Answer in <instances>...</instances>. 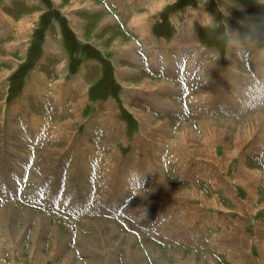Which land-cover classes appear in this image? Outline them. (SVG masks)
<instances>
[{
    "label": "rangeland",
    "instance_id": "rangeland-1",
    "mask_svg": "<svg viewBox=\"0 0 264 264\" xmlns=\"http://www.w3.org/2000/svg\"><path fill=\"white\" fill-rule=\"evenodd\" d=\"M129 2L130 0L123 9H121L123 1L122 5L119 1L116 3L122 11L119 12L121 16L132 18L129 19V22H132L130 30L127 29L130 34L136 36L137 34L131 31V28L136 30L144 24L150 31L148 33L152 31L151 35L161 40L158 44L150 43L145 49L149 56L155 55L151 60L153 65L155 62H160L161 52L166 61L165 65L170 67L172 72H176L181 63L191 61L197 47L205 46L198 51V57H194L195 60L201 59L205 62L199 67L200 75L197 78H201V81L198 83V88L195 91L189 90L187 82L180 88L178 95L180 101L177 100L183 105L182 109L185 112H182L183 116L174 111L175 96L169 98V93H163L166 88L175 89L174 84L168 82H172L169 76L158 75L156 78L146 75L140 82L127 85L140 87L137 88L138 93L143 98L137 92L136 97L132 93L133 98L123 96L122 99V95L117 98V94L120 95L121 91L120 84L124 86V83L129 84L122 80L120 74L131 69L120 66L117 72L113 70V63L126 64V60H114L111 57L112 53L108 54L106 44L100 41L104 40L105 43L108 37L105 16L93 19L95 26L100 25L99 33L94 35L92 33L95 26L85 20V17L81 21L86 23L80 24L79 29L85 30L87 34L80 38L86 41L90 38H92L91 41L94 38L100 39H98L100 43L91 42V45L88 44V47H85L80 41L83 39L76 40L74 33L78 28L76 21L72 16L70 21L68 19L70 14L64 10L65 7L77 6V0H6V2L3 0L5 14L13 17L14 21L19 20L20 27L22 26V33L14 39V42L10 40V37L13 38L10 32L3 37V40H10L16 46L15 50H12L11 44L12 51L8 53L19 55L17 59L21 61L9 76L6 75L9 80L0 87V118L2 109L5 107L4 115H11V119L6 122L12 123L16 129L13 132V138H10L16 143L14 144L16 161L11 164V169H16L17 179L11 182L12 186L19 189V178L28 174L27 169H30L33 163L35 172L33 167L32 171L35 176L36 172H39L41 176L39 181L44 177L46 181L47 175L56 173L60 175L59 182L64 175V164L66 162L69 165L72 164V172H66L70 174L71 182L82 190L80 198L74 203L75 212L81 215L89 209V194H93L95 190L92 189V183L95 184L93 177L96 173L94 165L102 161V165L98 167L103 175L102 193L111 199V207H103L100 214L94 213L76 222L77 220L70 218V214L60 211L57 203L52 205L54 211L41 207V192L38 190H34L35 198L39 197L36 205L19 200L17 191L9 200L0 198V264H105V260L111 264H177V260L168 255L166 250H179L178 246L186 249L188 254H195L194 257L191 256L193 257L191 262L186 260V254H182V264L192 262L212 264L213 260L210 257H205L202 261L201 255L207 254H212L215 264H239V258L248 261L247 239L252 229L255 241L256 236H259L261 244L264 245V175H262L264 173L262 161L264 118L262 120L258 114L250 117V119L257 118L255 122H246L244 118L247 114L243 117L245 110L253 107V98L257 99L254 93L264 92V5L258 3V0H141V3L140 0H131ZM75 11L76 16H82L84 13ZM7 14L4 21L9 18ZM108 17L111 18V16ZM115 19L118 18L115 16ZM125 20L128 19L125 18ZM57 29L62 33L61 39L63 38L66 46L70 48L68 58L65 59V67L61 70L66 84L69 83L70 78H75L74 73L78 69L79 59L81 64L83 63V66L80 64V70L87 81L85 80L83 85H79L81 83L79 81L78 86L85 91L82 90L78 94L75 93V88H70L68 94L66 92L68 88L62 83L50 84L51 79L56 75L52 74L50 66L47 68L49 64L47 60L53 58H45L48 51L43 53V48L47 31L49 38H56L60 36L57 35ZM121 34L123 37H128L124 32ZM190 34L194 37L193 43L195 40L201 42H196L194 51L182 49V45L188 40ZM61 45L62 41L56 44L58 49ZM48 47L51 54L65 58V54L61 56V52L54 49L51 39H48ZM128 53L133 54L128 65L139 66L137 63L139 55L134 51ZM91 56L95 57L96 63L89 58ZM8 57L11 58V56ZM41 57L45 59L43 72L46 71L48 75L46 78L42 76L39 82L34 84L35 86L30 87V82L27 84L24 82L27 70L34 63H38L37 60ZM206 59L211 60L210 64ZM235 61L239 63L237 66L234 64ZM162 68L163 66L160 67L161 72ZM113 72L115 76L117 74L119 82L115 79ZM3 73H0V76L5 75L7 69ZM15 76H21V81L12 82L11 79ZM145 80L148 81L145 82ZM25 84L23 100L20 101L28 107L30 126L23 128L17 107L19 102L15 97ZM145 84L147 86L142 87ZM53 86H57L55 89L62 94L63 101L59 99L56 101L54 97L48 96L56 95ZM141 88L147 91L157 90L156 95H152L151 92L148 94ZM109 89L110 93L108 92V95L103 98L102 94ZM238 91L242 92V95H238L236 93ZM202 92L210 96L202 95ZM186 97H190L194 102L203 98L198 102L209 103L211 108H217V104L221 101L222 104L226 102L227 107L222 105L221 108L209 112L208 116L211 115V119L206 120L204 122L206 126L202 127L200 126L201 115L194 120L189 115L184 101ZM236 97L238 105L234 106L233 99ZM107 98L111 100L109 103ZM211 98L212 101H208ZM151 100L155 101L154 105L157 104L160 107L151 105L153 103ZM162 100L163 102H160ZM163 105L165 110L161 112ZM12 106L16 114L12 112ZM176 109H179V105H176ZM179 111L181 112V109ZM140 112L149 114L141 117L138 115ZM215 113L219 115L216 116ZM228 114L234 117H224ZM241 118L244 122L237 121ZM186 120L193 123L190 128L195 134L187 136L189 137L187 142L192 149L196 150L194 156L185 151L186 142L183 139L178 141L176 138L186 133L183 132V123ZM239 123H245L240 131L237 129L238 126L241 127ZM49 126H52V129H49ZM114 126L117 127L114 128ZM166 127H168L167 130ZM136 129H140L138 134ZM46 131L47 147L46 151L44 150L46 158L43 160L40 155L43 148H39L41 145L38 144V140L42 139ZM178 131L182 132L179 134ZM212 132L219 135L217 140H212V136L210 139ZM228 137L231 139L229 140ZM240 137H245V141L237 151L235 144ZM225 144H230L227 151ZM39 155L40 159H38ZM105 157H108L109 161L102 168ZM235 159L238 160L237 163ZM242 161L244 166L250 169L249 171H253L258 178L250 180L247 185L250 186L249 188H244L243 184L237 181L238 178L241 179L239 166ZM78 168L81 170V175ZM182 171H185V174L189 172L193 176L191 180H185L190 177L183 179ZM221 171L232 178L240 189L237 192L240 201L244 200L245 203L241 204L231 197L224 199V194L217 195L212 192L213 189L205 180H199L208 176L207 173H210L211 179L217 177ZM144 175L148 177L146 180ZM244 177L246 181L249 180L247 174H244ZM126 178L128 181L122 184ZM165 178L172 184L169 185L172 192L163 196L158 192V187L160 188V183ZM54 181L51 180L50 183ZM176 181L196 185L198 190H201L200 186L206 191L208 197H216L218 202H210L206 206L198 197L185 198L183 192L179 193ZM151 182L152 186L140 192L134 199L133 191L141 188L142 185L145 186L144 183ZM252 183H255L254 186ZM180 189L188 191L181 187ZM111 191L114 199L111 198ZM58 195L61 199V192H58ZM179 200L183 201L180 204L185 207H176ZM146 201L148 202L145 203ZM165 203L168 207H163ZM125 204L129 206L123 207ZM123 208H125L124 211H122ZM106 209L107 212H104ZM28 211L34 214L30 216L27 214ZM182 212L187 217L182 215ZM213 212L219 213L220 216L217 217L216 213L213 216ZM141 214L144 217L140 219ZM130 219L131 221L135 219L134 222L142 229V232L132 229ZM162 219L168 221L165 229L159 225ZM174 219L176 220L174 224L180 228L181 234L178 233L185 235L188 231L190 238L184 239L182 236V239L176 237L168 240V237L162 236L165 231L172 233L173 227L169 225L171 224L169 220ZM179 219H181V226H179ZM214 220L216 226L211 224ZM189 228L192 233L189 232ZM153 229L156 230L153 231ZM160 231L163 232L162 235ZM147 238L153 242L150 241L148 244ZM211 242L212 246L209 245ZM154 243L163 248H160L162 253L157 255L154 252L152 248L153 245L156 246ZM255 250L259 258L256 245ZM238 252H242L244 257L237 256ZM165 253L164 262L156 258L161 254L165 256ZM262 254L264 263V252ZM188 259L191 260L190 257Z\"/></svg>",
    "mask_w": 264,
    "mask_h": 264
},
{
    "label": "crops",
    "instance_id": "crops-1",
    "mask_svg": "<svg viewBox=\"0 0 264 264\" xmlns=\"http://www.w3.org/2000/svg\"><path fill=\"white\" fill-rule=\"evenodd\" d=\"M117 1H119V3L121 2V5H122V1H123V5L121 6V9H123V7H124V5L126 4V3H128V1L129 0H77V6H75V7H69V8H67V7H65L66 9H64L67 13H69L70 14V16L68 17V19H70V17L72 16V18H74V21H76V23H77V27L78 28H76V32L74 31V33H75V35H76V40L78 41V40H80V39H83V38H80L81 36H84L85 34H87L86 32H84L85 30H83V29H79L80 28V24H84V23H86V21H84V23H81V21L84 19V17H85V20H88L89 21V23L91 22V25H93V26H95L94 24H93V19H97V18H99V17H102V15L103 16H105L106 17V23H107V28H106V30H108L107 32H106V34H107V39H106V41H105V43H104V40H100L99 38H94L93 39V41H91V39L92 38H90L89 40H85V39H83V40H80L81 42H83V43H81L82 45H85V47H88V44L89 45H91V42H95V43H97V42H99L100 43V41L103 43V44H106V47H107V52H108V54H109V52H111L112 53V58L114 59V60H120V59H123V60H126V64H116V63H113L112 64V61L110 60V58H109V61H110V63L112 64V67H113V70L114 71H116L117 72V70H118V68L120 67V66H124V67H127L128 69H131V70H129V71H124V72H122L121 74H120V76H121V78H122V80L124 81V82H128L129 84H126V83H124L125 84V86L124 85H122V84H120V86H121V91H120V95L119 94H117V98L118 97H121V95H122V99H123V96H128V97H130V98H133V96H132V93L134 94V97H136V96H138V95H136V92L138 93V89L137 88H140V87H134V86H127V85H133L134 83H138V81L140 82V80H142L143 79V76H146V75H149V76H153V77H156V78H158V75L159 76H166V75H163L162 73H165V74H168V76H170L171 78H172V82H170V81H168L169 83H171V84H174V86H175V89H173V90H168V88H166V90L165 91H163V93L164 92H167V93H169L170 95L168 96L169 98L171 97V96H175V98H173L174 100H176V103H175V109H174V111L176 112V113H178V115H180V116H183L182 114L183 113H185L184 112V109H182L183 108V105L182 104H180V99L178 98V95H179V93H180V88L182 87V86H184V83H186L187 82V79L186 78H188V77H190V76H192V70L193 69H199V67H201V63H205L204 61H202L201 59H198V60H195V56H197L198 57V51H200V49H204L205 48V46H203V45H200L201 47H197L196 48V42L198 43L199 41L198 40H195L194 41V43H193V41L192 40H194V37L190 34V37L188 38V40H186V42L182 45V49H184V50H187V51H194V49H195V53L194 54H192V59H191V61H188V62H184V63H181V65H179L177 68L178 69H176L177 71L175 72V71H173L172 72V70H171V68L170 67H168V66H166L165 65V60L164 61H162L161 62V60H162V58H163V56H162V53L160 52V62H155V64L153 65L152 63L150 64V67L151 68H154L155 70H157V71H152L150 68H149V65L147 64V62H146V60H145V58H146V48H147V46L150 44V43H152V42H155V43H159V42H161V40L160 39H156V38H154L152 35H151V33H152V31H151V33H148V32H150L149 31V29L148 28H146L145 26H144V24H142V26H139V28H137L136 30L134 29V28H131V31H133L134 33H136L137 35L135 36V35H133V34H130V32L128 31V30H130L129 29V27H131V25H132V22L130 23L129 22V19H132V18H129V16H121V14H119V12H122L121 11V9H120V7L118 6L119 4L118 3H116ZM5 2H6V0H5ZM103 2V3H102ZM130 2H131V0H130ZM129 2V3H130ZM140 3H141V0H140ZM179 4V3H178ZM94 6H96V8H94ZM75 10H78V11H82V12H84L83 14H82V16L80 15V16H76L75 14H76V11ZM62 11V10H61ZM63 12V11H62ZM64 13V12H63ZM7 14V13H6ZM6 14H5V10H4V6H3V0H1V2H0V68H1V72L0 73H2V74H4L3 72L4 71H6V69H7V73L5 74V75H3V76H0V87H3L4 86V82H7L9 79H7L6 77L7 76H9L10 74H11V72H12V70H14L18 65H19V63L21 62V61H19V59H17L18 57H19V55H11L10 53H8V52H11L12 50H15V48H16V46L14 45V44H12V41L14 42V39H16V37H18L22 32V30H21V27H20V24H19V20H17V21H14V19H13V17H9V15H8V19H6V21H4V17L6 16ZM65 14V13H64ZM112 14H114L118 19H115V16L114 15H112ZM126 15V14H125ZM131 15V14H130ZM108 16H111V18L110 17H108ZM125 18H127L128 20L126 21L125 20ZM70 21H71V19H70ZM89 23H88V25H89ZM122 24H125L124 26L122 25ZM21 25H22V23H21ZM6 26H7V28H6ZM17 27H19L18 29V33H17ZM86 27H88V26H86ZM190 27V26H189ZM128 29V30H127ZM180 28L178 27V31H180L179 30ZM99 30H100V25H97V26H95V28L93 29V35L94 34H97V33H99ZM189 30V29H188ZM190 31V30H189ZM9 32H10V35L11 36H13V38L12 37H10V40H12V41H10V40H3L4 38L3 37H5L4 35H7V34H9ZM122 32H124L128 37H123L122 36ZM144 32V33H143ZM190 32H192V31H190ZM189 32V33H190ZM67 33V32H66ZM48 34H49V32L47 31V35L45 36V41H44V48H43V53H45V51L47 50L48 52H47V56L45 57V58H49V57H52L53 59H48L47 60V62L49 63L48 64V66H47V68L50 66L51 67V70H52V74H54V75H56L54 78H52L51 79V83L50 84H54V83H62L63 85H65L66 86V88H68L67 90H66V92L69 94V89L70 88H75L76 89V92L75 93H77L78 94V92H80V91H82L83 89L81 88V87H79L78 86V83H79V81L81 82V83H79V85L81 84V85H83L87 80L85 79V76H83L84 74H83V72H81V70H80V67L81 66H83V63L81 64V60L79 59V66H77V70L75 71L76 73H74L75 74V78H70V80H69V85L68 84H66L65 83V81H64V76H63V74H62V72H61V70L65 67V65H64V63H65V59L66 58H68V51L70 50V48H68L67 46H66V44L64 43L65 41H64V39L62 38L61 39V34L62 33H60L59 32V29H57V35H60L59 37H56V38H49L48 37ZM186 34V33H185ZM184 37V36H183ZM66 38H68L67 36H66ZM80 38V39H79ZM48 39H51V41L54 43V49L57 51H59V52H61V56L62 55H64L65 54V58H63V57H58V56H56V55H53V54H51V50H49V47H48ZM100 41H99V40ZM62 41V45H61V47L58 49V47L56 46V44L58 43V42H60L61 43V41ZM179 40V39H178ZM9 41V42H8ZM7 43H10V44H7ZM85 43V44H84ZM199 43H201V42H199ZM11 44H12V50H10L11 49ZM95 45V44H94ZM95 46H97V45H95ZM158 46V45H157ZM8 47V48H7ZM158 47H160V46H158ZM158 47L156 48V50L158 49ZM96 48H98V46L96 47ZM99 48H101L100 46H99ZM102 49V48H101ZM152 49H155V48H152ZM129 51H134L135 53H137L138 55H139V60H138V64H139V66L138 65H136L135 67H134V64L131 66V65H128V63H130L129 61H131L132 60V57H133V54H130V53H128ZM148 51V50H147ZM103 54H104V52H103ZM8 56H11V58L10 57H8ZM18 56V57H17ZM155 56V55H154ZM154 56H151L152 57V59L154 58ZM78 56H76V58H77ZM190 57V56H189ZM197 57H196V59H197ZM89 58H92V60H93V62L94 63H96L97 62V60L95 59V57H93V56H91V57H89ZM157 58V57H156ZM21 59V58H20ZM136 60H137V58H135ZM206 61L207 62H209V64H210V62H211V60H209V59H206ZM238 61V60H237ZM237 61H235V65L237 66L239 63L237 62ZM37 62L38 63H34V65L31 67V68H29V70H27V73H26V78L24 79V82H26V84L28 83V82H30V87H32V86H35L34 84L35 83H37V82H39V80L42 78V76H43V78H46V76L48 75V73H46V71L45 72H43V70H45L44 68H43V66H45V59H43L42 57L41 58H39L38 60H37ZM43 62V63H42ZM123 62H125V61H123ZM232 62H234V61H232ZM227 63V62H226ZM80 64H81V66H80ZM132 64V63H131ZM208 64V65H209ZM233 64V63H232ZM190 65H191V68H189L190 67ZM111 66V65H110ZM140 66H142V67H144V69H142ZM161 66H163V68H162V73H161V70H160V67ZM35 69H38L39 71L38 72H36V70ZM196 72H198V71H196ZM183 73V74H182ZM74 74H71V75H74ZM113 75H114V77H115V79L116 80H118L117 78L118 77H116L117 76V74H116V76H115V72H113L112 73ZM185 74H187L188 75V77H187V75H185ZM7 75V76H6ZM200 75V74H199ZM133 77H134V79H133ZM14 78V77H13ZM18 78V79H17ZM21 76H15V78L14 79H11L12 80V82L14 81H21ZM72 80H76L75 82H73ZM86 80V81H85ZM118 82H119V80H118ZM144 82V81H143ZM207 82H209V80L207 81ZM47 83H49L48 82V78H47ZM130 83H132V84H130ZM204 83H205V81H204ZM26 84L22 87V88H20V91H19V94L15 97V99L17 98L18 99V102H19V106H17L18 107V109H19V111H20V113H19V116H21V122H22V126H23V128H24V126H30V124H29V116H28V113H29V111H28V107H27V105H25V103H23L22 101H20V100H23V92L25 91V87H26ZM77 85V86H74V85ZM54 87V88H53ZM52 88L55 90L54 92H55V94L56 95H48L49 97H54L55 98V100L57 101V99H59V100H64L63 98L64 97H62V94H60V93H58V91L55 89V88H57V86H53ZM143 87V86H142ZM132 89H134V91L132 90ZM141 89H144V88H141ZM163 89V88H162ZM178 89H179V91H178ZM145 90V89H144ZM83 91H85V90H83ZM148 94H150V92H151V94L152 95H156V93L155 92H157V90L155 91V90H153V89H151L150 91H147V90H145ZM154 91V92H153ZM51 92V91H50ZM61 92V91H60ZM239 92V93H238ZM238 92H236L238 95H242V92L240 93V91H238ZM22 93V95H20ZM204 92H202L201 94L202 95H207V96H210L208 93H205V94H203ZM6 94H7V92H6ZM80 94V93H79ZM139 94V93H138ZM119 95V96H118ZM5 96V95H4ZM77 96H79V95H77ZM77 96H76V98H77ZM139 96L141 97V98H143L140 94H139ZM222 97V96H221ZM82 98V97H81ZM104 98V97H103ZM152 98H154L153 96H152ZM177 99H179V101L177 100ZM228 99V96H227V98H226V100ZM128 100H129V98H128ZM200 100H203V98L202 99H198L197 101H195V102H198V101H200ZM204 100H206V99H204ZM212 101V98L211 99H209L208 101ZM234 100V102H233V105L234 106H237L238 104H237V97L236 98H234L233 99ZM73 101V100H72ZM109 101H111L110 99H108L107 98V102L109 103ZM151 101L153 102V103H151ZM150 101V103H151V105H154V103H155V101L154 100H151ZM160 102H163V100L162 101H160ZM69 103V102H68ZM130 103V102H129ZM165 103V102H164ZM20 104H22V105H20ZM57 104H58V102H57ZM219 104L220 105H222V101L221 102H219ZM176 105L178 106L179 105V109H181V112L179 111V109H176ZM154 106H158V107H160V105H154ZM164 106V105H163ZM194 106H195V109H194V113L196 114L195 116H194V118L193 119H196L197 118V116H199V115H201L200 116V119H201V121H200V126H206L205 124H204V122L206 121V120H209V119H211L210 118V116H208L209 115V112H213V111H215L217 108H214V107H212V109L210 110V111H208L207 110V108H206V106L205 105H203L204 106V109H200L201 107H200V103H195L194 104ZM212 106V105H211ZM223 106L226 108L227 107V103L225 102V103H223ZM246 106V105H245ZM132 107V106H131ZM147 107V106H146ZM133 109H137L136 107H132ZM253 107H251L250 109H246L245 110V112H244V115H243V117H245V114H247L246 115V118H244L245 120H247L246 122H248L249 121V119H250V117L251 116H254V115H258V114H260L262 111H264V108H260V109H257V110H251ZM167 109V108H166ZM4 110H5V107H3V109H2V116H1V118H0V170H2V168L4 167V165H10V164H13L16 160L14 159V156H15V154H16V149H15V145L14 144H16L15 143V141H11L10 140V138L12 139L13 138V132L16 130V129H14V127H13V124L12 123H10V122H6L7 120H9V119H11L10 118V116L11 115H8V114H6V115H4ZM164 110H165V106L164 107H162V109H161V111H163L164 112ZM168 110V109H167ZM18 111V112H19ZM12 112L14 113V114H16L15 113V111H14V108H13V106H12ZM58 112H60V108L58 107ZM183 112V113H182ZM264 113V112H263ZM147 114H149V113H147ZM152 114V113H151ZM215 115L216 116H218L219 115V113H215ZM238 116V115H237ZM224 117H234V116H232V115H224ZM186 118V117H185ZM184 118V119H185ZM214 119V118H213ZM215 120V119H214ZM232 121V120H231ZM237 121H239V122H244L243 121V118H241V119H237ZM48 124H50V123H48ZM113 124H114V122H113ZM237 124V123H236ZM243 124H245V123H243ZM242 123H239L238 125H241V127L240 126H238V130L240 131L241 129H243L244 127L243 126H245V125H243ZM192 125H193V123L189 120H186L184 123H183V129L184 130H191L192 128H190V127H192ZM53 126V125H52ZM52 126H49V129H52ZM199 126V127H200ZM117 126H114V128H116ZM181 127V126H180ZM201 128V127H200ZM49 129H48V131H49ZM137 130V134L140 132V129H136ZM5 134H7L6 136H5ZM140 136V135H139ZM38 144L39 145H41L39 148H43V151L40 153V155H41V157H42V159L44 160L45 158H46V155H45V151H46V147H47V131H46V133H45V135L42 137V139L41 140H38ZM173 146H175V144L173 145ZM45 150V151H44ZM37 154V153H36ZM40 155H39V157H38V159H40L41 157H40ZM109 161V158L108 157H105V160H103V166H102V168L103 167H105V164L107 163ZM236 163L238 162V160L237 159H235L234 160ZM262 161H263V165H264V154H263V158H262ZM178 162L180 163V161L178 160ZM86 163V162H85ZM85 163H82V164H85ZM261 164V163H260ZM94 165V164H93ZM99 165L101 166L102 165V161H98V163H97V165L95 164L94 166H95V169H96V172H97V170H98V167H99ZM78 170H79V168H78ZM250 170V169H249ZM81 170H79V173H80V175H81V172H80ZM85 171V170H84ZM85 173V172H84ZM183 173H185V171H182V174ZM239 173H240V177H241V179H237V181H238V183H242L243 184V186H244V188H249L250 186H247L249 183H250V180H247L246 181V179H245V177H244V172H240L239 171ZM95 175H96V173H95ZM94 175V177L93 178H96V176ZM101 175H102V172H101ZM207 175L208 176H206L205 178H202V179H199L200 181H202V180H205V182L207 183V184H209L210 186H211V188L213 189V191L212 192H215L217 195L219 194V193H221L222 195L224 194V199H226V198H230L231 197V199H233V200H237L238 202H240L241 204H243V203H245L244 202V200H242V202L240 201V199H239V197H238V195H237V192L240 190L238 187H237V185L232 181V178L229 176V175H227L226 173H224V172H220V174H219V176H217V177H214V178H209V176H210V173H207ZM152 176H154V175H152ZM158 177V176H157ZM198 176H196V178H197ZM148 177L147 176H145L144 175V180H146ZM183 178V177H182ZM168 179H170L169 177H168ZM183 179H185V178H183ZM172 181H173V179H171ZM185 180H191V178H189V179H185ZM128 181V178H126V180L122 183V184H124L125 182H127ZM175 181V180H174ZM255 182V181H254ZM176 187L177 188H179V187H181L182 189H184V190H192V188H194V185H187V184H183V183H180V182H178V181H176ZM183 185V186H182ZM243 186H242V188H243ZM254 186V185H253ZM92 189L94 190V188H95V184H93L92 183ZM199 188L201 189V191H203V193L207 196V193H206V191H204V190H202V187H200L199 186ZM92 190V191H93ZM138 190V189H137ZM133 191V193L135 192V195H134V199H136L137 197H138V191ZM211 192V193H212ZM254 192V191H253ZM253 192H251V194H253ZM132 193V194H133ZM131 194V195H132ZM158 195H157V199H158ZM185 198H186V196H184ZM207 198H208V200L209 199H211L210 197H208L207 196ZM253 198H254V196H253ZM132 199H133V196H132ZM165 202V201H164ZM180 202H183L182 200H179V204H176V207L177 206H179V207H185L183 204H180ZM214 202H218V200H214ZM143 205V204H142ZM129 205H127L126 206V204L125 205H123V207H128ZM144 206V205H143ZM163 207H168L167 206V204L165 203V204H163ZM243 207H245V206H243ZM215 213L216 212H213L212 214H213V216L215 215ZM221 214H223V213H221ZM182 215H184V216H186L183 212H182ZM216 215H217V217H219L220 216V214L219 213H216ZM187 217V216H186ZM213 219V218H212ZM175 220V219H174ZM174 220H169L170 222H171V224H169L170 226H172L173 228H172V233L170 234V231H165V230H162L163 232L165 231V233L163 234V232H161L160 234L162 235V236H164V237H168V240H172V239H175L177 236H176V233H175V231H177V232H179L180 231V228H177V224H174V222H176V220L174 221ZM190 220V222H191V219H189ZM180 221V224H179V226H181V219H179L178 220V222ZM161 223H163V225H164V227H162L163 229H165L166 228V223L168 222V221H166V220H164V219H162L161 221H160ZM177 222V223H178ZM211 224H212V226L213 225H215L216 226V222H215V220L213 221V222H211ZM211 226V227H212ZM151 228H154V227H151ZM215 228V227H214ZM217 228V227H216ZM155 229H153V231H154ZM189 232L190 233H192L191 232V230H190V228H189ZM180 233V232H179ZM181 234V233H180ZM134 236V235H133ZM181 236H183L184 237V239H188V237L190 238V236L191 235H189L188 234V231H187V233L185 234V235H181ZM212 238H213V236H212ZM260 237L259 236H256V241H255V238H254V244L257 246V248H258V254H259V258H257V256H256V250H255V252H252L251 250H250V245H249V247H248V249H246V251L248 252V256H249V258H248V261H247V259H246V261L245 260H242V258H239L238 260V262H239V264H264L262 261H263V254H262V252H264V245L263 244H261V242H260ZM248 240V242H247V245L249 244V239H247ZM151 240L149 239V238H147V243L149 244V242H150ZM151 242H153V241H151ZM154 244H156V246H154L153 245V249H154V252L158 255V254H160V253H162V251L160 250V248H162L160 245H158L157 243H154ZM212 242L211 243H209V245L210 246H212ZM258 244H260V247H259V245ZM150 246V245H149ZM177 246V245H176ZM215 246V245H214ZM151 247V246H150ZM177 248V247H176ZM178 248H179V250H177V249H173V250H166L167 251V253H168V255H170L171 257H173L175 260H177V264H179V263H181L182 264V259H183V256H182V254H186V260H188L189 262H191L192 260H189L188 259V257H190L191 258V256H195V254L194 253H187L186 252V249L184 250V248L182 249L181 248V246H178ZM163 249V248H162ZM165 251V250H164ZM176 252V255H173V253L172 252ZM185 251V252H184ZM169 252H170V254H169ZM181 252H183V253H181ZM250 252L251 253H253V255L251 254V257H250ZM243 256V253L242 252H238V254H237V256ZM202 256V261L205 259V257H210L213 261H214V264H215V260H214V258H212L211 256H212V254H207V255H201ZM107 257V256H106ZM244 257V256H243ZM156 258H159L160 259V261H162V262H164V260H166V253H165V256L164 255H162L161 254V256H156ZM158 259V260H159ZM181 259V260H180ZM252 261H253V263H252ZM135 263V262H134ZM105 264H111L110 262H108L107 260H105ZM189 264H194L193 262L192 263H189ZM200 264H202V262L200 263ZM206 264V263H205Z\"/></svg>",
    "mask_w": 264,
    "mask_h": 264
},
{
    "label": "bare ground",
    "instance_id": "bare-ground-1",
    "mask_svg": "<svg viewBox=\"0 0 264 264\" xmlns=\"http://www.w3.org/2000/svg\"><path fill=\"white\" fill-rule=\"evenodd\" d=\"M136 60V59H135ZM148 80H145V82H147ZM143 87H146L147 86V84H145V85H142ZM154 92V91H153ZM147 114V112H140L138 115H140L141 117H145V115ZM147 116H148V114H147ZM259 118H261L262 120H263V118H264V113H260L259 114ZM257 120V118H253V119H250L249 120V122H255ZM263 126H264V124H263ZM168 129V127H166V130ZM263 129V128H262ZM246 130L248 131V126L246 127ZM193 130L191 129V130H184L183 132H186L183 136H180V135H178V137L176 136V138H177V140L178 141H180L181 139H183L185 142H186V147H185V151H187L188 153H191V156H194L195 155V153H196V150L195 149H192L191 147H190V144L187 142V138H189V137H187V136H193L195 133L194 132H192ZM179 132V131H178ZM180 132H182V131H180ZM180 132H179V134H180ZM177 133V132H176ZM192 133H194V134H192ZM178 134V133H177ZM220 134V133H219ZM211 136H212V140H217V138L219 137V135L217 134V133H214V132H212L211 133V135H210V139H211ZM192 139V138H191ZM220 139V138H219ZM223 139V138H222ZM228 139H229V137H228ZM228 139H226V140H228ZM231 139V138H230ZM229 139V140H230ZM245 141V137H240L239 139H237L236 140V144H235V149L238 151L239 150V148H240V146L242 145V143ZM213 143H214V141H212ZM226 145V151L229 149V146H230V144H225ZM188 153H186V154H188ZM185 155V154H184ZM203 156H204V158H205V154H203ZM242 157V156H241ZM190 158V157H189ZM179 160V159H178ZM183 160V159H182ZM179 163V162H178ZM187 163V162H186ZM241 163V162H240ZM239 163V164H240ZM199 164H201V163H199ZM186 165V164H185ZM226 165H227V163H226ZM182 166V165H181ZM184 166V165H183ZM239 170H240V172H244L245 174H247L248 175V179L249 180H256V179H258V178H256L257 177V175L253 172V171H249L245 166H244V161H242V163L240 164V166H239ZM217 172V171H216ZM196 173H197V171H196ZM161 174V173H160ZM186 177H190V178H192L193 176H191L190 174H189V172L188 173H183V178H186ZM258 177H259V174H258ZM255 184V183H254ZM253 183H252V186L254 185ZM169 185H172V184H170L169 182H168V180H167V178H165L164 180H162V182L160 183V188L158 187V189H159V193L161 194V195H163V196H165V195H169V194H171V189H170V186ZM178 190H180L179 191V193L180 192H183V195L184 196H188V197H191L192 196V198H194V197H198L199 199H200V201L202 202V203H204L206 206L207 205H209L208 203H210V202H213V203H215L214 201H210V200H217V198L216 197H214V198H211V199H209L208 200V198H207V196L203 193V191H201V190H198L197 189V186L196 185H194V191H192V190H188L187 192L186 191H183V190H181L180 189V187L179 188H177ZM169 190V191H168ZM157 192V193H158ZM188 201V200H187ZM148 201H146L145 203H147ZM145 203H143V204H145ZM151 205H153V204H151ZM218 206V205H217ZM190 207H192V206H190ZM198 208V207H197ZM203 208H208V207H203ZM241 208V207H240ZM9 210V209H8ZM194 210V209H193ZM27 214L28 215H33L34 213L32 212V211H28L27 212ZM40 216V215H39ZM46 216V215H45ZM10 220V219H9ZM39 220H41V219H39ZM6 224H9L8 222H5ZM44 223H46V222H44ZM16 231V230H15ZM45 233V232H44ZM48 233V232H47ZM259 245V247H260V244H258ZM248 247H249V244L247 245V249H248ZM169 251V250H168ZM173 253V255H176V252H172ZM169 254H170V252H169ZM192 258L193 257H191V260H192ZM160 260V259H159ZM181 260V259H180ZM37 264V263H36ZM180 264V263H179ZM212 264H214V261L212 262ZM251 264V263H250Z\"/></svg>",
    "mask_w": 264,
    "mask_h": 264
},
{
    "label": "clouds",
    "instance_id": "clouds-1",
    "mask_svg": "<svg viewBox=\"0 0 264 264\" xmlns=\"http://www.w3.org/2000/svg\"><path fill=\"white\" fill-rule=\"evenodd\" d=\"M258 3L264 5V0H258ZM254 96L257 97V99L252 101L253 108L251 110L264 108V92H256L254 93ZM262 175H264V173H262Z\"/></svg>",
    "mask_w": 264,
    "mask_h": 264
}]
</instances>
